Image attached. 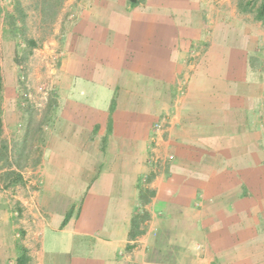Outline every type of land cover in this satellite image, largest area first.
<instances>
[{"label": "crops", "instance_id": "0c3cea01", "mask_svg": "<svg viewBox=\"0 0 264 264\" xmlns=\"http://www.w3.org/2000/svg\"><path fill=\"white\" fill-rule=\"evenodd\" d=\"M220 2L86 0L62 18L30 264H234L264 245L263 40ZM2 48L0 142L21 127ZM2 197L0 264H16Z\"/></svg>", "mask_w": 264, "mask_h": 264}, {"label": "rangeland", "instance_id": "374dc122", "mask_svg": "<svg viewBox=\"0 0 264 264\" xmlns=\"http://www.w3.org/2000/svg\"><path fill=\"white\" fill-rule=\"evenodd\" d=\"M216 1L229 4L226 11H234L231 17L235 16L253 34L261 36L264 51V21L256 19V10L262 0ZM85 2L86 0H0V52L5 51V47L2 48L5 42L15 46V56L10 65L18 77L17 105L21 117V127L13 136L1 139L0 142V194L16 213V261L18 257L24 256L22 264L31 263L29 245L38 242V234L30 233L26 221L28 211L32 210L30 192H36L39 185L34 172L41 162L44 146L42 126L52 113L54 101L51 82L54 76L52 70L56 68L57 62L54 60L56 50L53 41L62 31L59 27L63 25L62 18L76 17L78 7L84 6ZM46 50H49L50 55H45ZM38 60L47 63V66L35 71V61ZM6 69L7 77L10 76V71ZM8 145L11 148L10 159L6 157L7 150L4 148ZM262 242L264 243V237ZM234 264H264V245L260 247L257 244L250 250L242 249Z\"/></svg>", "mask_w": 264, "mask_h": 264}, {"label": "trees", "instance_id": "16d2710c", "mask_svg": "<svg viewBox=\"0 0 264 264\" xmlns=\"http://www.w3.org/2000/svg\"><path fill=\"white\" fill-rule=\"evenodd\" d=\"M246 11H248L247 8H246ZM256 19H258L260 21H264V0H262V3L260 4L259 8H257V10H256ZM136 224L137 223L134 222L132 224L133 227H135ZM130 236H134L133 233ZM24 259H25L24 256L18 257L16 264H22V262L24 261Z\"/></svg>", "mask_w": 264, "mask_h": 264}, {"label": "built area", "instance_id": "2783aa9c", "mask_svg": "<svg viewBox=\"0 0 264 264\" xmlns=\"http://www.w3.org/2000/svg\"><path fill=\"white\" fill-rule=\"evenodd\" d=\"M54 60L57 62V56H56V55L54 56ZM154 128H155V131H158V132H160V131H162L163 129H165V127L163 126L162 123H158V124H156V125L154 126ZM172 159H173V156H169V157H168V160H172Z\"/></svg>", "mask_w": 264, "mask_h": 264}]
</instances>
